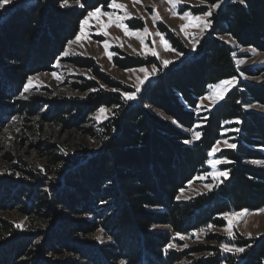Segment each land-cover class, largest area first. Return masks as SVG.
<instances>
[{"label": "trees", "instance_id": "16d2710c", "mask_svg": "<svg viewBox=\"0 0 264 264\" xmlns=\"http://www.w3.org/2000/svg\"><path fill=\"white\" fill-rule=\"evenodd\" d=\"M202 1L206 5L184 10L201 15L208 4L217 2ZM62 2L11 0L0 10V127L13 117L44 116L45 100L19 97L28 77L52 71L53 61L78 34L87 12L95 7L107 10L111 0H80L83 8L76 0L61 8ZM159 28L185 58L163 68L135 101L125 103L120 92H112L124 87L92 59L71 60L92 71L107 88L88 82L80 87L85 99L50 101V114L45 116L87 141L78 140L68 152L65 145L41 143L46 150L43 166L21 161L0 175V208L15 204L21 213L36 216L42 226L38 240L37 234L0 216V264H177L185 255L168 248L177 233L184 236L209 224L224 227L225 213L264 209V167L247 163L264 162V115L246 109L264 105V83L239 81L218 107L197 113L198 100L210 85L262 71L240 67L237 47L221 37L264 52V0H224L213 14L212 32L192 54L174 32L164 25ZM153 62L133 57L115 60L123 69ZM100 107L110 109L112 116L89 128L88 119ZM229 129H239L232 133L237 147L217 154L230 161L220 166L228 178L221 177L208 193L180 202L182 190L207 172L209 152ZM191 130L200 132V138L194 139ZM90 139L96 146L89 144ZM185 139L192 143L184 144ZM51 172L60 176L58 185H46L45 175ZM158 226L170 231H155ZM98 231H104L108 243L92 238ZM210 240L243 247L245 252L236 256L213 247L214 255L197 264H264V237L254 245L242 237L229 242L217 234Z\"/></svg>", "mask_w": 264, "mask_h": 264}, {"label": "rangeland", "instance_id": "374dc122", "mask_svg": "<svg viewBox=\"0 0 264 264\" xmlns=\"http://www.w3.org/2000/svg\"><path fill=\"white\" fill-rule=\"evenodd\" d=\"M117 3L126 5V11L131 15V18L129 19L121 20V22L124 23L129 29L142 30L145 25L148 27L149 32L147 34L141 32V35L144 37L145 44L142 46L136 36L125 35L121 29L116 27L114 22L111 23L107 28H104L103 25L109 24V17L107 15L98 14V16L90 18L87 25L85 26V37L81 41L71 45L69 44V40L64 46V49L60 55L53 61V64L51 65L52 71L33 75L32 77H38V80H34L30 90L24 93L27 99L21 98L19 96L23 101H27L31 97H37L38 100H45L41 110L44 116L38 115L34 118H31L27 115L23 118L16 117L15 120L12 118L10 121L0 127V175L7 173L6 171L21 161L31 167L43 166L46 150L40 145L41 143L65 145L67 150L66 152H68L70 151L69 149L72 151V147L76 146L78 140L87 141L86 139L82 138L83 136L79 132L61 128L52 122V118L49 119L48 116H45L46 114H50V101L85 99L86 94L80 90V87L85 86L88 82H94L99 86L102 84L105 86V89L107 88V85L99 80L92 71L74 65L71 62L72 59L88 58L95 61V64L101 69V71L108 75L114 81V83L124 87L122 89L119 88V92H135L139 80L144 79V73L140 72L139 69L144 68L148 71L149 78L141 86L142 91L146 85L155 81L162 73V69L165 68L163 66V61L168 60L174 63L181 62L185 58L184 55L177 56L174 51L164 50L160 43V37L154 34L157 31L161 32L159 25H164L169 30L171 29L170 31L174 32V34L181 39V41L186 46L188 53L191 54L197 51L200 42L205 37L209 36L213 30L212 28V30L204 33L203 37L201 38L199 29L194 26L196 24L195 20L191 18L181 20L179 18V15H182L183 12H189L192 16H199L193 15L190 10H184V7L189 6L196 8L206 5L202 0H181V3L178 4L174 9V11L179 14L177 16H173L172 10H170L172 9V6L169 5L166 0H140L139 3L135 4L133 3V0H117ZM2 9L3 8H0V10ZM154 9L158 13L159 17L162 18V22L157 20L155 25L153 24L152 19ZM217 10L218 9L214 10L213 14ZM101 11L114 13L112 17L113 21L116 19V17L124 16V11L119 9L108 8L106 10L101 8ZM131 23L138 25L135 27H139L140 24H142L143 27L134 28ZM182 24L187 26V37L185 36L184 32L180 30V26ZM105 33H107V35H105ZM164 36L169 42L171 48L175 49L165 34ZM192 37H195L199 40L195 51L192 49ZM74 39L75 37L71 40ZM221 39L228 41L231 45L237 47L236 54L239 56L238 64L240 67H247L255 71L262 70L255 76H247L244 74L240 79H235V83L228 89L225 95L231 88L237 86L239 81H245L250 84L264 83V52H259L253 48H242L237 46L228 37H221ZM105 43H107L109 46L108 52L112 53L111 59H109L105 52ZM149 49L155 50L158 55L153 57L148 51ZM65 52H67L68 55L65 56ZM126 57H133L137 59L140 58L146 63H151V61L155 62H153V64H146L142 67L130 69H123L115 64L116 59H125ZM57 61H59L58 64ZM153 66H155L158 70L156 75L151 74ZM52 73H56V76L59 77V79L54 77ZM141 91L137 93V98ZM212 92L213 90L208 88V92L205 96L211 95ZM220 101L213 106L210 104L209 100H202L200 98L198 100L197 113L200 114L209 110H214L216 107H218ZM252 105H257V107H251ZM252 105L247 106L246 109L248 111L264 115V105ZM148 108L152 109V106L148 105ZM105 109L107 111L100 119H97L98 112L90 116L87 121L89 122V128L106 121L112 116V111L107 108ZM156 112L161 113L158 111ZM197 126L200 127L201 124ZM193 132L194 130L189 131L192 136ZM234 132V129H229L224 132L225 137L219 141L220 143L218 144V151L210 156L209 160H220L217 158V154L222 150L227 149L226 145L223 143L224 141H227L228 143H234L235 137L232 136V133ZM88 142L90 145L96 146V142L94 140L90 139ZM42 148L43 150H41ZM208 161L206 163L207 172H203L196 176V178L190 182L184 190H182L178 197L180 202H189L200 195L206 194L211 190L205 187V185H211L213 190L220 182L221 177H219L218 180H214L213 174L221 172L220 166L224 163L218 164L216 168L213 169ZM247 163L254 166L257 165L264 167V162L252 163V161H248ZM45 177H48L46 185H58V180L60 179L58 174L51 172L50 174L47 173ZM200 177L204 178L200 179ZM20 178L22 177L20 176ZM34 184H36V182ZM49 190L50 187L46 186L45 191L49 192ZM16 207L17 206L15 204H11L5 206V210L0 208V216H8V218L11 219L15 225H22L20 228L21 230H27L28 232L37 234L38 240L41 239V234L39 231L42 229V226L38 224V222L40 223V220L36 216L30 217L29 215L21 213ZM223 216L224 215L221 217L223 218ZM70 217L73 219H78L81 216L71 215ZM223 220L225 221L224 227H226L227 221L224 218ZM233 225V234L236 239H240L242 237L248 242H252V245H254L255 242H258V240H261V238L264 237V211H247V214L242 217H234ZM224 227L215 226L209 229L208 226H205L184 236L175 235V240H178L179 244H176L175 241L172 243L173 247L170 249L177 250L185 255L182 261L177 264H197L198 262H204L205 260L210 259L212 256H209L208 253H213V251L210 249L213 247H218L220 249V243L210 240V238L215 234L223 237L229 242H233L235 238L230 239L228 234L223 231ZM154 230L162 232L170 231L169 227L167 226H158L155 227ZM249 233L251 234V238H249ZM181 237H183V239H181ZM92 238L97 239L101 243L109 242V238L104 234V231L96 232ZM185 245H187V247H185ZM231 254L240 256L242 253L237 254L232 252ZM45 255L48 258H52V255L54 254ZM239 262L241 263V258H238V263Z\"/></svg>", "mask_w": 264, "mask_h": 264}, {"label": "snow or ice", "instance_id": "6c2138e0", "mask_svg": "<svg viewBox=\"0 0 264 264\" xmlns=\"http://www.w3.org/2000/svg\"><path fill=\"white\" fill-rule=\"evenodd\" d=\"M11 0H0V8H3L5 7L8 3H10ZM77 4L83 8L84 5L80 3V0H76ZM140 0H133V3H139ZM166 2L172 6V14L173 16H177L179 15L178 13H176L174 11L175 7L181 3V0H166ZM241 3L244 2V0H240ZM224 3V0H217V2H214V3H210L208 4V8H207V11H204L202 12L201 15L199 16H192L191 13L189 12H183L182 15H179V18L181 20H185V19H193L196 21V24L194 25L195 27H197L199 29V34H200V37L202 38L203 37V34L212 30L213 28V11L216 10V9H219L221 7V5ZM68 6V0H63V2L60 4V7L61 8H65ZM108 8H113V9H119V10H123L124 11V16L123 17H116V19L113 21L112 17L114 15V13H108V12H102L101 11V8L100 7H95L92 11H88L87 12V16L84 17V19H82L80 21V27H79V33L75 36V39L74 40H70L69 41V44H74V43H77L79 41H81L86 33H85V26L87 25L88 23V20L92 17H96L99 15H107L109 17V24H105L103 25L104 28H107L111 23H115L116 27H118L119 29H121L125 35L127 36H136V38L140 41V44L143 46L145 44V40H144V37L143 35H141V32L147 34L149 32V29L148 27L145 25V27L142 29V30H131L129 29L124 23L121 22V20L123 19H129L131 18V15L130 13H128L126 11V5L122 4V3H117V0H111V2L107 5ZM152 19H153V24L155 25L156 21L157 20H160L162 22V18L159 17L158 13L155 11V9L153 10V14H152ZM171 30V29H170ZM180 30L182 32H184L185 36L187 37L188 36V32H187V26L182 24L180 26ZM155 35L159 36L160 37V43L161 45L163 46L164 50L165 51H174L175 54L177 56H181L183 55V53L171 48L169 42L165 39V36L163 33L157 31L156 33H154ZM105 35H107V33H105ZM191 41H192V49L193 51L196 50V46L197 44L199 43V40L195 37H192L191 38ZM108 44L105 43L104 44V49H105V52L106 54L108 55L109 59H111V56H112V53L111 52H108ZM150 52V54L153 56V57H156L158 54L155 50L153 49H149L148 50ZM64 55H68L67 52L64 53ZM59 63V61H57V64ZM170 63H172V61H168V60H165L163 61V66L164 67H167ZM129 71H132V70H129ZM140 72H143L144 73V79L142 80H139V83L137 84L136 86V91L135 92H120V96H121V99L127 103L129 101H135L137 99V93H139L141 91V86L148 80L149 78V73L146 69L144 68H140L139 69ZM158 72L157 68L155 66L152 67V70H151V74L152 75H156ZM52 75L54 77H56L57 79H59V77L56 76V73H52ZM139 79V78H138ZM34 80H38V77H32V76H29L28 79H27V83L24 85L23 87V91L20 93V97L21 98H24V99H27V97L24 95V93L28 92L30 90V88L32 87L33 85V81ZM235 83V78H232L230 80H223L221 81L219 84H215V85H210L209 87L213 90L212 94L209 95V96H204L202 97L201 99L202 100H209L210 101V104L211 105H215L217 104L220 100H223L224 99V96H225V93L228 91V89ZM101 88H104L105 86L104 85H100ZM93 91H96L97 89H92ZM112 92H119L120 90L118 88H112L110 89ZM117 107H119V105H117ZM145 107H148L147 105H145ZM251 107H257V105H252ZM107 110L104 108V107H100L98 109V116H97V119H100L101 117H103V115L105 114ZM16 118L13 117V120H15ZM173 123H176V121H173ZM225 123H231L230 121H226ZM235 123L239 124L241 123L240 120H236ZM113 131H115V129L113 128ZM234 131H239V129H234ZM193 136L195 139H199L200 136H201V133L198 132V131H194L193 132ZM105 139H107V137H105ZM184 144H190L192 143L191 140H188V139H185L183 141ZM220 142L218 141L217 142V146H213V148L211 149V151L209 152V156H212L215 152L218 151V144ZM227 148L229 149H235L237 147L236 144L234 143H228L227 141H224L223 142ZM63 151V150H62ZM230 161H228L227 159H224V160H215V161H212V160H209L208 163L210 164V166L215 169L216 166L220 163H229ZM252 163H261L260 161H252ZM41 171H44L43 168H41ZM16 175H19V173H17ZM228 175L229 173L227 171H223V172H219V173H215L213 174V179L214 180H218L219 177H224L225 179L228 178ZM204 177H200V179H203ZM222 182V181H221ZM218 186V185H217ZM205 187H207L209 190H212V186L211 185H205ZM260 211H264V209H261ZM247 214V210H243L242 212L240 213H225L223 218L227 221V226L223 228V231L226 232L229 236L230 239H234V234H233V218L234 217H242L244 215ZM17 228H21L22 225L20 224H17L16 225ZM215 227V225L213 224H209L208 225V228L211 229ZM203 231V230H201ZM177 235L179 236L180 234L177 233ZM249 238H251V234L249 233ZM181 239H183V237H181ZM251 245H249L250 247ZM173 247L172 244H169L168 245V248H171ZM185 247H187V245H185ZM220 250H221V253H243L245 252V248L243 247H237V248H232L230 247L228 244H225V243H221L220 244ZM165 252H167V249H165ZM209 256H212L214 255V253L212 252H209L208 253ZM123 264V262H122Z\"/></svg>", "mask_w": 264, "mask_h": 264}]
</instances>
